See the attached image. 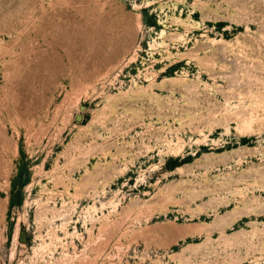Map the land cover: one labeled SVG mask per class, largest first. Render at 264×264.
I'll list each match as a JSON object with an SVG mask.
<instances>
[{
	"label": "rangeland",
	"instance_id": "374dc122",
	"mask_svg": "<svg viewBox=\"0 0 264 264\" xmlns=\"http://www.w3.org/2000/svg\"><path fill=\"white\" fill-rule=\"evenodd\" d=\"M0 264H264V0H0Z\"/></svg>",
	"mask_w": 264,
	"mask_h": 264
},
{
	"label": "water",
	"instance_id": "95a60500",
	"mask_svg": "<svg viewBox=\"0 0 264 264\" xmlns=\"http://www.w3.org/2000/svg\"><path fill=\"white\" fill-rule=\"evenodd\" d=\"M77 121H81L82 120V116L81 115H78L77 118H76Z\"/></svg>",
	"mask_w": 264,
	"mask_h": 264
}]
</instances>
